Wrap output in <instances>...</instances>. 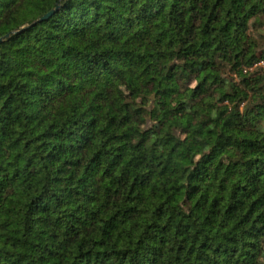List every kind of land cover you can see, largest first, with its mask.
<instances>
[{
  "label": "trees",
  "instance_id": "trees-1",
  "mask_svg": "<svg viewBox=\"0 0 264 264\" xmlns=\"http://www.w3.org/2000/svg\"><path fill=\"white\" fill-rule=\"evenodd\" d=\"M13 31L0 264H264V0H0Z\"/></svg>",
  "mask_w": 264,
  "mask_h": 264
},
{
  "label": "water",
  "instance_id": "water-1",
  "mask_svg": "<svg viewBox=\"0 0 264 264\" xmlns=\"http://www.w3.org/2000/svg\"><path fill=\"white\" fill-rule=\"evenodd\" d=\"M59 8V5H57L56 8L52 9L50 12H48L46 15H44L40 20L43 19H47L49 18L54 12H56V10ZM17 31H13V32H9L8 34H6L5 37H0V43L3 42L5 40V38H9L11 36L12 33H16Z\"/></svg>",
  "mask_w": 264,
  "mask_h": 264
},
{
  "label": "built area",
  "instance_id": "built-area-1",
  "mask_svg": "<svg viewBox=\"0 0 264 264\" xmlns=\"http://www.w3.org/2000/svg\"><path fill=\"white\" fill-rule=\"evenodd\" d=\"M260 64H264V62L262 61Z\"/></svg>",
  "mask_w": 264,
  "mask_h": 264
}]
</instances>
